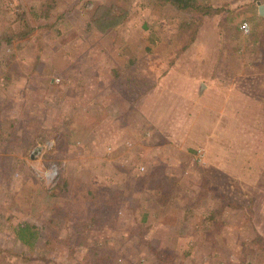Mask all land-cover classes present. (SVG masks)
Segmentation results:
<instances>
[{
	"label": "rangeland",
	"instance_id": "rangeland-1",
	"mask_svg": "<svg viewBox=\"0 0 264 264\" xmlns=\"http://www.w3.org/2000/svg\"><path fill=\"white\" fill-rule=\"evenodd\" d=\"M201 1L223 12L184 49L169 5L0 0V264H264V5Z\"/></svg>",
	"mask_w": 264,
	"mask_h": 264
},
{
	"label": "trees",
	"instance_id": "trees-1",
	"mask_svg": "<svg viewBox=\"0 0 264 264\" xmlns=\"http://www.w3.org/2000/svg\"><path fill=\"white\" fill-rule=\"evenodd\" d=\"M150 1H153L162 7L169 5L177 11H180L182 13H187V14L189 13V14L193 15L194 19L190 22H184L181 25V27L179 28V30L177 32V36L175 37V38H179V39L184 38L183 39L184 40V44H183L184 49L188 48L194 42L196 35L198 33L199 24L196 22L195 19H198V18L201 19L204 17H212V16H216V15L223 12V8L212 7V6L208 5L207 3H205L201 0H150ZM258 1L264 5V0H252V2H255V3ZM114 8H115L114 6H110V7L98 6L91 16L92 25L98 31H100L103 34L108 32L109 30L114 29L116 26H118V25H116L117 23L120 24L126 19V12H124V11H121L118 16H115L113 14ZM50 11H51V6H43L42 7L41 17L45 20V24L41 25L39 28L42 29L43 31H45L46 33L47 32L56 33L59 29L60 24L63 21V16L62 15L53 16L50 14ZM234 12H236V11H234ZM234 14H236V15H234ZM234 14H233L234 18L232 19V21L230 23H228L229 27H231L232 25H235L238 22L239 18L244 17L243 16L244 14L242 12L241 13L238 12V13H234ZM22 17H23V15H22ZM227 18H230V17L227 16ZM108 20L111 22H109V24L107 25L106 22ZM248 20H249V23L252 24L254 18L253 17H252V19L248 18ZM261 20L264 21V18L262 17ZM27 26H25L26 30H27ZM252 26H253V29H254V27H256L253 24H252ZM33 31H34V28L31 27L28 29V32H26V31L18 32V33H15L13 35H8L5 38H6V41L8 43H10L11 41H20V40H23L25 38H29V36L33 33ZM0 37H1V35H0ZM249 38H251V41L253 44H255L258 40L255 37L254 32L252 35L249 36ZM78 127H80V124ZM86 127L87 128H85V129L83 128V130L89 131L90 127H88V126H86ZM76 132L78 134V131H76ZM106 212H108V207H106ZM13 233H14L15 238L19 241V243L21 245L27 246L29 249H31L33 247V245H34L33 241H35L36 235H37V232L35 231V229L33 227L27 226V225L18 226V227L13 229ZM154 253H155L156 261L158 262L157 264H174L172 262V258H171L172 256H170L169 254L163 255L162 251L161 252L155 251Z\"/></svg>",
	"mask_w": 264,
	"mask_h": 264
},
{
	"label": "built area",
	"instance_id": "built-area-1",
	"mask_svg": "<svg viewBox=\"0 0 264 264\" xmlns=\"http://www.w3.org/2000/svg\"><path fill=\"white\" fill-rule=\"evenodd\" d=\"M239 31L243 34V35H248L250 34V27L246 22H242L239 25Z\"/></svg>",
	"mask_w": 264,
	"mask_h": 264
},
{
	"label": "water",
	"instance_id": "water-1",
	"mask_svg": "<svg viewBox=\"0 0 264 264\" xmlns=\"http://www.w3.org/2000/svg\"><path fill=\"white\" fill-rule=\"evenodd\" d=\"M259 14L264 17V6L259 7Z\"/></svg>",
	"mask_w": 264,
	"mask_h": 264
}]
</instances>
